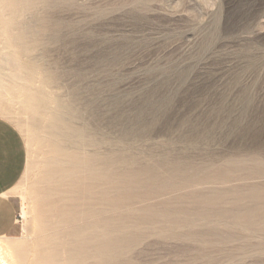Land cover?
Segmentation results:
<instances>
[{"label": "rangeland", "instance_id": "rangeland-1", "mask_svg": "<svg viewBox=\"0 0 264 264\" xmlns=\"http://www.w3.org/2000/svg\"><path fill=\"white\" fill-rule=\"evenodd\" d=\"M37 1L9 29H25L22 47L0 22V54L17 55L30 81L0 86V115L28 147L13 190L19 228L0 240L18 264H48L40 248L60 225L48 123L59 98L73 99L104 150L211 166L142 185L118 162L122 248L108 264H264V0Z\"/></svg>", "mask_w": 264, "mask_h": 264}, {"label": "bare ground", "instance_id": "bare-ground-1", "mask_svg": "<svg viewBox=\"0 0 264 264\" xmlns=\"http://www.w3.org/2000/svg\"><path fill=\"white\" fill-rule=\"evenodd\" d=\"M52 1L47 0V2ZM37 2L39 1L0 0V22L4 23L8 30L11 29L21 17L37 14ZM6 10H9V16H6ZM12 30H9L7 38L12 40V44L14 42L15 45L22 47L25 29H20L17 33H13ZM20 65L17 55L0 54L1 87L9 86L8 81H12L14 85L19 84V80H24L26 85L30 83L20 71L14 70ZM7 68L12 70L7 71ZM38 95L41 99L46 98L43 93ZM76 109L73 99L59 98L52 107L48 120L49 126L57 136L55 142L57 150L54 149L58 152L49 169L54 170L58 180L55 191L58 196L57 213L60 225L55 235L60 234L65 240H56V236L48 239L41 246L40 254L48 264H108L122 248L119 240L122 241V237L114 234L117 227L116 218L112 216V209L119 206L122 201L121 198L116 197L115 190V170L118 162L125 164L123 174L129 182L142 185L168 184L169 179L174 176L200 175L208 172L211 166L166 156L150 157L149 161L141 163L139 158L126 150L122 152L104 150L97 131L78 121L79 114ZM254 158L260 159V154H256ZM164 169L168 172V176H162L160 173ZM106 207L107 214L103 217L102 211L106 210ZM150 218L143 216L145 221ZM206 233L224 235L214 230ZM132 237L128 235L123 239L131 240ZM62 250L65 252V257H62ZM0 264H18L14 251L10 246L5 247L1 241Z\"/></svg>", "mask_w": 264, "mask_h": 264}, {"label": "crops", "instance_id": "crops-1", "mask_svg": "<svg viewBox=\"0 0 264 264\" xmlns=\"http://www.w3.org/2000/svg\"><path fill=\"white\" fill-rule=\"evenodd\" d=\"M28 165V147L20 128L0 115V237L19 228V203L13 190Z\"/></svg>", "mask_w": 264, "mask_h": 264}]
</instances>
